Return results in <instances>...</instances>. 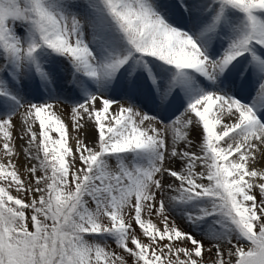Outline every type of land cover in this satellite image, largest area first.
<instances>
[{
    "label": "snow or ice",
    "instance_id": "obj_1",
    "mask_svg": "<svg viewBox=\"0 0 264 264\" xmlns=\"http://www.w3.org/2000/svg\"><path fill=\"white\" fill-rule=\"evenodd\" d=\"M0 264H264V0H0Z\"/></svg>",
    "mask_w": 264,
    "mask_h": 264
}]
</instances>
